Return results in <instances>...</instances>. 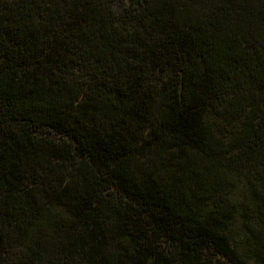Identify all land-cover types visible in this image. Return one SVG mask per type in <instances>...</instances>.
I'll list each match as a JSON object with an SVG mask.
<instances>
[{
	"label": "trees",
	"instance_id": "16d2710c",
	"mask_svg": "<svg viewBox=\"0 0 264 264\" xmlns=\"http://www.w3.org/2000/svg\"><path fill=\"white\" fill-rule=\"evenodd\" d=\"M0 264H264V0H0Z\"/></svg>",
	"mask_w": 264,
	"mask_h": 264
}]
</instances>
